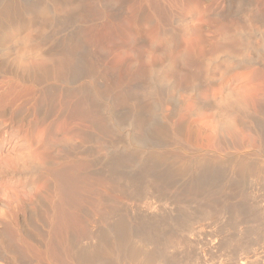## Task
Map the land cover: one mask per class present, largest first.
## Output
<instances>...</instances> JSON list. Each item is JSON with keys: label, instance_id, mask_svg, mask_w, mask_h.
Here are the masks:
<instances>
[{"label": "rangeland", "instance_id": "1", "mask_svg": "<svg viewBox=\"0 0 264 264\" xmlns=\"http://www.w3.org/2000/svg\"><path fill=\"white\" fill-rule=\"evenodd\" d=\"M4 3L18 9L8 24L16 19L23 24L11 25L5 39L0 36V250L11 264H72L68 234L83 232L82 211L92 216L99 210L100 193L114 177L102 178L111 158L118 162V176L154 178L163 191L169 166L159 157L193 160L189 163L210 158L202 168L174 173V189L164 191L174 202L159 201L155 211L149 209L160 222L172 216L180 221L182 214L193 216L207 206L176 191L187 189L188 181L192 186V178L206 184L200 186L216 210L241 205V199L248 207L263 203L264 175L256 184L253 172L241 176L225 164L248 159L252 169L264 166V0H0ZM81 96L85 118L70 107ZM79 147L85 152L72 156ZM62 158L87 161L85 179L58 172ZM49 162H59L53 192H45L36 176ZM38 194L50 204L45 211L34 202ZM126 209L128 219L136 217ZM220 213L201 225L212 229L205 227L209 234L227 222ZM39 215L42 244L34 239ZM252 223L250 229L257 225ZM174 231L178 245L166 249L163 236L157 244L167 264L213 262L202 238L181 239ZM185 243L201 248L202 257L186 261Z\"/></svg>", "mask_w": 264, "mask_h": 264}, {"label": "bare ground", "instance_id": "2", "mask_svg": "<svg viewBox=\"0 0 264 264\" xmlns=\"http://www.w3.org/2000/svg\"><path fill=\"white\" fill-rule=\"evenodd\" d=\"M26 8H27V10H30V7L27 6ZM17 10L18 9H15V7L10 3H4L2 6H0V27H1L0 28V31H1L0 36L1 37H3V35H6L5 33L7 32V30L9 29V27L11 25L13 26V24L23 26V24L21 23V20H19V19L13 20L11 23L8 24L9 20L14 19V15H15ZM5 37L6 36H4L3 38L5 39ZM67 95H68V93H67ZM76 96H78V95H76ZM84 105H85V102H84V99L82 96L76 98L74 101L72 100L70 102V107H71L73 115L80 116L81 118L82 117L85 118V116L88 114V112H87L86 107ZM259 133H260V131H259ZM260 137H261V133H260ZM263 137H264V135H263ZM261 139H262V137H261ZM263 140H264V138H263ZM262 145H264V142H262ZM136 146L140 147L142 145L137 143ZM262 150H264V148ZM83 152H85V151H83V149L79 147L77 149V151L71 155L74 156L77 154H83ZM150 152H151V155H154L156 157V154H154L155 151H150ZM159 158H161L162 161H165L167 163V165L169 166L167 169H165V170H167L166 171L167 175H166V179H165V183H166L165 190L170 189L171 187H172L171 189H174L173 186H171V181L173 179L174 173L178 174V172H179V174H180V173L188 172L192 168H194V169L199 168L201 166H204L205 163L207 161H209V159H210L208 157H205V158L203 157L206 161L202 158V159H195L197 161H194L193 163H189L191 160L189 162H187L188 161L187 159H185L187 161H181V160L178 161L175 159L169 161V159L165 156L163 158H162V156ZM206 158H208V159H206ZM241 158H243V157H241ZM213 160L211 159V161H213ZM215 161H217V160H215ZM246 161L244 162L243 160H241L239 164L236 161H234V162L232 161L230 163H227L228 162L227 161L225 165L229 164L230 169L233 173H235V172L238 173V170H239L240 171L239 173L242 174L241 176H245L246 174L253 172L254 173L253 176H255V181L256 180L259 181L261 179V177H263V175H264V166H263V168H259V167L254 166L253 167L254 169H252L251 163L249 164V161H248V163H246ZM107 162L109 163L108 164L109 172H108V174H103L102 178L104 179V177H109L110 173L113 174V175H111V177H113V176L114 177L110 178L111 179V185L110 186L109 185L104 186L105 188H103V191L100 193L99 200L97 202V203H99V210L97 211V213L94 212L95 214H93L92 216H91V213L88 214L86 211H82L81 215L83 218L85 217L84 218L85 225H84L83 232L79 235H73L71 233L68 234L67 253H68V256H69L72 264H121V263L124 264L126 261H131L132 264H167L169 261H167V259L164 256H162V254H160L158 252L157 244L159 242L160 236H163L164 245H165L166 249L170 248L174 244H177L178 241H176V240H180V239H176V236H177L176 233L177 232L174 231L175 228H177V230L179 231V235L182 236L181 239H183V237H187V236H188L187 239L188 238L191 239L192 237H197L199 239L200 238L203 239V243L205 245V250L209 251L210 254L212 253L214 256L213 257L214 260L210 264H264V201H262L263 203L260 202V204L258 202V204H256V205L253 201H249L250 203L251 202L254 203V206L251 205L253 207H248V206H244V205H250V204H247L246 201H243L241 199L243 204H244V202L246 204L242 205V202H241V205H234V206L232 205L233 203L231 205L226 204V205H223L222 207H220L221 210H216L217 207H215L214 204H208L211 194L206 190L205 191L202 190L204 187L202 186V188H201V186H200L201 182L199 184L198 181H195V178H192L193 185L191 186L192 182L188 181L189 178H187L188 180L186 179V181H188V183L189 182L191 183V184L189 183V187L184 185L183 181H182V183L179 182L182 185L181 187H183V185H184V186H186L187 189H184L185 188L184 187V188L179 190V187H176L178 189L177 190L175 188L176 191L177 192L181 191V195H184V196L188 195V196H191L193 198H197L200 201L204 200L205 203H207V206H204L200 212L197 211L195 213V215H193V216H188L186 218H182V216H183V214H182L180 221H178L176 219L175 220L172 219V217L174 218L176 216H172V217L170 216L171 218L165 219L164 221L160 222L157 217H154V215H152L149 212V209H151L153 207L154 203L159 202V201H164V202L171 201L172 203L174 202V200L167 193L164 192L165 190L163 191L161 189L162 188L161 184L154 178H143L142 176H135V177H124V176L121 177V175L118 176V173H117L118 162L116 161V159L111 158V159L107 160ZM218 162L221 163L220 161H218ZM55 163L56 162H54V163L49 162L48 165L46 166V168L36 169L37 179L40 182H43L42 187H43V190L45 192H48V191L53 192L54 191V184H53L51 178H52V175L55 171V167L59 164V162L56 164ZM61 163L63 164V166L58 170V172L65 173V172H72L73 171V173L75 175H77L79 178H83V179H85L84 177L81 176V174L84 173L83 168L85 167V168H87V170L90 169V165L87 163V161H84L80 158L74 159L71 162H69L66 158V160L63 159V161ZM193 164H194V167H193ZM216 164H218V163H216ZM218 165L220 166V164H218ZM225 165H223V166H225ZM255 165H257V164L255 163ZM213 167H214V165H213ZM223 168H225V167H223ZM204 169H206V168H204ZM208 169H206V170H208ZM194 171H196V170H194ZM208 171H206V173L205 172L204 173L208 174L207 173ZM213 171L215 172V170H213ZM214 172H213V175H214ZM227 173H229V172H227ZM97 174L99 175V173H97ZM191 175H192V173H191ZM198 175H196V176H198ZM249 175H251V174H249ZM196 176L194 175V177H196ZM103 179H99L100 181H102V183L100 182L101 184L104 183ZM120 180H123V181L121 182ZM182 180H185V179H182ZM224 180H225V178H224ZM104 181H106V180H104ZM257 181H256V184H257ZM106 182H108V181H106ZM243 183H242V185H243ZM203 184H205V183H203ZM203 184H201V185H203ZM223 184H226V183H223ZM258 184H259V182H258ZM238 185H239V183H238ZM176 186H179V185H176ZM209 186H214V185L210 184ZM209 186H206V189ZM227 187H228V184H227ZM210 188L216 189L215 186L210 187ZM207 190H209V189H207ZM211 190L212 189H210V191ZM224 190H225V187H224L223 191ZM240 190H242V189H240ZM248 190L250 191V187L247 189V191ZM167 191H170V190H167ZM243 191L244 192H242V193L244 195L245 190L243 189ZM174 192H175V190H174ZM174 192L172 194H176ZM253 192H252V195H253ZM255 192L257 194V191H255ZM231 194H233V193H231ZM247 194L249 195L248 192H246L245 195H247ZM258 194H260V193H258ZM218 195L221 198L220 194H218ZM240 195L242 196V194H240ZM261 195H260V199L264 198V196L262 197ZM254 196H255V194H254ZM238 197H239V194L237 195V198ZM242 198L244 199V196H242ZM214 199L215 198H213V201H214ZM256 199H257V196H256ZM216 200H217V198H216ZM251 200H253V199H251ZM129 201H130V203H131V201H134L136 203L137 202L141 203L139 201H143L144 204H143V206L141 204H140L141 206L138 204L136 206H134L133 204H130ZM34 202H36L37 206L41 207L43 209V211L48 209V207L50 205L48 200L45 197H43L41 194L37 195ZM134 202H132V203H134ZM192 203L194 204V202H192ZM25 204H26V206H29L31 203L26 201ZM195 204H197V203H195ZM223 204H224V202H223ZM127 205H128V207H126ZM129 207L132 209L131 210L132 213L136 214L135 215L136 217H134V218L131 215V217L133 218L131 220L133 221L135 219L134 220L136 222L135 224L138 225V227H136V228L132 227V226H136V225L132 224L133 222L127 218L126 213H123V211H125V208L129 209ZM166 207H167V205H166ZM127 209H126V211H127ZM152 211H155L154 207H153ZM220 211H221L220 214L225 216L224 219L227 222L224 223L223 221H225V220L223 218H220V219H223V221L220 220L221 222H223V224H221L220 226L218 225L219 227L214 225V227L216 226L215 227L216 229L211 234H209L208 230L205 228V227H208V225L206 224V225H204L205 226L204 227L205 232H204V228H202L201 225L204 222L215 221L217 212H220ZM88 212H90V211H88ZM193 213H194V211H193ZM124 214H125V216H124ZM222 215H221V217H224ZM168 216H169V214H168ZM86 217H88V218H86ZM125 218L130 220L129 223H131V225L128 223V221ZM166 218H168V217H166ZM218 220H219V218H217V221ZM256 220L258 221V224H257V222H254ZM36 221L38 223V228H37V236H34V239L36 240V242L38 244H42L43 243L42 236H43L44 230H45V228H44V217L39 215L37 217ZM217 221H216V223H218ZM249 221L251 223L253 222L252 224H255V223L257 224V225H254L255 228H253V225H252L253 229H250L251 223H249ZM221 222H219V223H221ZM259 222H261L262 224H260ZM160 226H161V229H160ZM211 227L213 228V225H211ZM210 230H212V229L209 228V232H210ZM174 232H176V233H174ZM183 235H186V236H183ZM159 244H162V246H163V243H159ZM179 244H181L180 241H179ZM185 244H186L185 246L188 247L187 248L188 250L185 249L186 253L185 254L183 253L184 254L183 256H184L186 261L196 262L198 259H200L202 257L201 253H199V251H198L201 248H198L196 250V248H197L195 245L196 243L194 244L195 246H193L192 243H188V245H187V243H185ZM185 246H183V247H185ZM192 246L194 248L195 247L196 248L193 249ZM8 251H10V250H8ZM167 252H168V250L165 252V254H167ZM209 252H206V253H209ZM203 253H204V251H203ZM168 254H170V253H168ZM0 258L4 262V264H11V262H12L10 260L11 258L7 254V252L2 251V250H0ZM199 262H200V260H199ZM185 263L187 264V262H185ZM169 264H171V263H169Z\"/></svg>", "mask_w": 264, "mask_h": 264}]
</instances>
